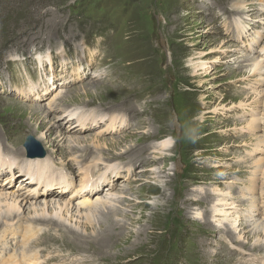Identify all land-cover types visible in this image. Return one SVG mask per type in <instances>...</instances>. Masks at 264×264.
<instances>
[{
    "label": "rangeland",
    "instance_id": "rangeland-1",
    "mask_svg": "<svg viewBox=\"0 0 264 264\" xmlns=\"http://www.w3.org/2000/svg\"><path fill=\"white\" fill-rule=\"evenodd\" d=\"M255 12L254 19L247 17ZM245 18L248 36L238 39L235 21L242 25ZM262 30L264 0H0V147H18L22 153L14 159L21 164L37 161L30 171L36 176L44 174L47 162L64 172L71 183L60 198L67 201L89 182L83 176L85 165L95 164L88 176L91 184L103 177L98 194L107 188L111 195L123 192L121 204L112 203L122 209L114 220L129 222L127 215L136 219L125 238L99 251L87 235L102 222L106 209L94 212L93 229L85 231L80 222L77 233L84 239L64 237L69 244L60 241L63 226L52 222H38L29 238L25 229L33 211L21 204L19 217L6 225L0 221L2 261L20 259L23 252L37 253V264L49 258H54L49 264L227 260L215 257L216 243L211 244L220 227L202 225L194 216H204L214 196L227 199L229 194L240 213L249 210L252 186L256 197L264 194V81L249 71L250 62L240 63L241 54L250 60L259 56ZM255 32L263 35L258 44L250 41ZM30 84L36 94L27 99ZM14 102L35 105L40 112L13 107ZM63 110L96 119L77 134L69 133L76 122L65 123ZM101 116L111 121L102 124ZM120 119L127 122L125 129L116 128ZM39 125L45 127L41 141L36 139ZM64 130L68 137H83L85 145L70 151L56 143ZM5 131L9 135L3 139ZM27 136L35 140L33 151L25 146ZM167 143L162 150L158 146ZM238 165L256 166L258 178L255 173L248 177L254 184L238 172ZM0 171V185L8 186L3 193L35 194L37 203L51 199L44 198L45 190L53 188L49 181L39 192L34 183H18L23 173L16 168L11 171L16 178L6 168ZM256 210L255 218L264 224V199ZM234 226L238 230L232 240L216 234V251L222 256L231 251V264H264V249H255L264 237L250 233L251 228L241 231L239 223ZM3 230L12 231L17 241L27 239L26 244L2 238Z\"/></svg>",
    "mask_w": 264,
    "mask_h": 264
},
{
    "label": "bare ground",
    "instance_id": "bare-ground-1",
    "mask_svg": "<svg viewBox=\"0 0 264 264\" xmlns=\"http://www.w3.org/2000/svg\"><path fill=\"white\" fill-rule=\"evenodd\" d=\"M256 13L257 12L252 13V14H250L251 16H247V17L250 18V17L256 16ZM250 19H254V17L250 18ZM247 21L248 20H246V18H245L244 24H242V25H239L238 22L235 21L238 39L246 38L248 36V35H246V29H247V25H248ZM255 27H256V24H254V26H252L251 29H254ZM262 31H264V30H262ZM239 34H240V37H239ZM254 35H255V39H251L250 41L254 42L255 44H258V42L261 40L263 35L259 32H255ZM9 53H12V52H9ZM9 53H6V55ZM240 56L242 57V59L240 60V63L247 64L250 62L249 71L250 72L253 71L252 74L257 75L260 80L264 81V66H263V64H264V48L261 49L259 56L257 58H254V60H250L249 56H244L242 54ZM44 58H46V60L48 62L50 61V60H48V57H44ZM245 58H248V59H245ZM4 60H5V58L3 59V63H4ZM12 60L15 61L16 60L15 57H13ZM259 61L262 63V65H260L258 63ZM44 62H46V61L44 60ZM41 63H42V60L39 59L38 64H41ZM256 64H258L260 67H258ZM28 86L29 87H28L27 91L25 92L24 97L27 99H30V97L32 95L36 94V92H35L36 87H34L33 84H30ZM35 99H37V98H35ZM11 106L24 108L27 110L29 108L30 109L35 108V109H32V111L35 114H38V112H40V108L36 107L35 105L26 106V105L18 104L16 102H14ZM50 106L51 105H49V107ZM49 112H52V111H49ZM62 112L67 113V117L65 118L66 119L65 123H69L70 120L75 119L76 123L74 125H69V127H68L69 133H76L77 134L78 130H81V129H84L85 127H88L87 125L92 124L93 119H96L95 116L85 117L84 113H79L76 117H74L76 115V112H74V111L63 110ZM45 117H43V119L40 121H45L44 120ZM101 117H102V119H100V120L103 121V122H101L102 124H105L104 122L111 121V118H106L105 116H101ZM78 119H82L83 122H80ZM118 122H116L117 123L116 124L117 129L118 128L119 129H125L126 128L127 122L125 120L120 119ZM86 123H88V124H86ZM37 128H38V130H42L39 134V137L36 138L37 140L41 141L43 139V132L45 130V127L44 126L42 127L41 125H39V126H37ZM64 131L65 132H60L59 134H57L59 136V138L56 140V143H61L62 145L65 144L67 150H70V151L77 149V148H80L81 145H83V144L85 145V140L83 137H76V136L68 137L66 135V130H64ZM8 135H9V132L5 131V132H3V134L1 136L3 137V139H5V137H8ZM44 137H46V136H44ZM257 138H259V136H257ZM70 142L74 146L70 147L69 146ZM110 142L112 145L113 141H110ZM103 145H106V144L102 143V146ZM116 146L117 145H115V148H116ZM158 146L162 150L164 148H167V146H169V143L158 144ZM17 148L18 147H14V149H16V150H13V149L11 150V148L7 147L6 145L4 147L3 146L0 147V169L6 168L7 171H9V177H11V178H16V174L11 172L13 168H16L17 171H19V173H23L21 177H18V183L21 184L22 186H27V184L34 183V186L37 189H38V187H40L38 189V191L40 192L41 190L44 191L45 182L49 181V183H51V185H52L51 187H53L54 189L52 188L51 191L45 190V192H44L45 193L44 198H51V199H48V200L43 199V200L39 201V203H37L36 199H35L36 198L35 194L31 195V196H33V197H31V196H24L25 194H23V195H20L19 193L16 194V193H14V191H12L10 193H6V192L3 193V189H8V186L0 185V188L2 187L0 189V191H1V193H0V221L2 224L6 225V223L9 222V220L11 221L14 217H19L20 211H21V204H24V205H27L31 211H33L32 216L28 220V223H27L28 225L25 229L26 230L25 234H28V236H30L29 238L32 239L33 236L35 235L36 228L39 225V224H37L38 222L39 223L52 222V223L60 224L63 226V230H60V236H59L60 241L62 243H67V242L69 243L70 242V241L66 242L64 240V237L67 238V237H69V235H72L73 237H75V238H72V240L74 242H76V241L78 242V240H81V238L84 239L83 237H85L84 235L77 233V230L79 229L80 222L83 225L84 230H85V227H87L89 229H93V225L95 223V220L93 218L94 212H96L99 209L104 208V209H106V212H102V214H101L102 222L99 223L97 228L94 227V229L90 233V235H87V238L91 239V241H89V243H92L94 245L99 246L98 250L102 251L104 246L108 247L109 243L112 242V240H114V239L119 240L120 238H125V237H122V235L125 234L124 232L128 230V226L133 225V222L136 219H132L129 215H127V216H124V218L126 219V221H129V222L121 223L119 221L114 220V217L116 215H119V212H121L122 209L120 207L118 208V207L114 206L112 203L115 202V203L121 204L123 196L121 198H120V196L123 195V192L120 193L119 195H111L110 189L107 188V189H105L106 191L104 192V194L102 196H100L98 194V192L103 190V188L100 187L99 184L105 183V182H103V177H102V179L97 178V180H95L97 182L91 184L92 178L88 176L92 171L91 166L92 165L94 166L95 164L91 163L92 165H90V166L85 165V167L83 168V170H84L83 176L85 178H88L89 182L87 181V182H84V184L80 185V187L75 192L76 194L74 196L73 201H67V200H63L60 198V196L63 194L62 192L71 183V182L67 181L65 173L62 171L53 169L51 167V165L47 164V163H49V162H47L48 160H44L47 162L45 165H48L44 171V174H42L41 176H36L33 173L31 174L30 171L37 166V165H35L37 163V161H35L34 163L27 161V162L32 163L34 165H24V164H21V163H23V161H16V159H14V157L19 156L20 152H21V150L17 149ZM54 149H55V147L52 150L54 151ZM126 150L127 149L125 148V150L122 153H119V156H121L122 154H125L124 152ZM53 154H57V151L53 152ZM104 161H106V160H104ZM138 161L141 162V160H138ZM227 167L229 168L230 166H227ZM237 167L239 168V171H238L239 173L247 175L246 180L248 183H249V181H250V184L255 183L254 180H252V179L249 180L248 177H249V173L250 174L255 173L256 166L250 165L248 167L247 166L243 167L241 165H238ZM124 168L126 169L127 172L130 171V168H127V167H124ZM89 169H90V172H89ZM141 171H142V169H140V171H138V172H141ZM33 172L35 173L34 170H33ZM3 174H4V172L0 171V176H2ZM101 175L102 174H99V176H101ZM263 175H264V173H263ZM119 176H121V175H119ZM121 178H123V177H121ZM255 178H258V173H255ZM106 182L108 183V182H110V180H107ZM108 186L112 187L113 184L108 183ZM10 189H13V187H10ZM253 190H254V187L252 186L251 194H250L251 196L248 199V201L250 203V207L247 206V207H249V210H244V211L238 213V211H237L238 208H236V205H234V202L228 201V199L230 198V195L227 194V196H228L227 199H225V197H224V199H219V198H217V196H214L212 201L210 203H208L209 204L207 206L208 209L206 210V213H204V216H205V214L209 215V217L211 218L210 221L205 220V217L201 213H197V214L195 213L196 215L194 216V218L196 220H197V217H198V219L201 218V220L203 221L202 225L208 224L211 227H220V230L222 232L219 233L217 231L214 234V237L211 236V244H213V246H214L216 243L215 251L213 252L215 257H217L218 259H221V257L222 258L227 257V260H225L224 262L221 261V264H231V262H232V260L230 258L231 251H228L229 255L227 253L223 256L221 255L220 252L216 251V248L220 247L219 243H217L215 241L213 243V240L215 239L216 234L227 235L231 239V236H234L235 231L238 230V227H235L234 225L236 223H239V225H241V227H239V229L241 231L244 230L245 232H247L248 231L247 228H251L250 233H252L253 235H257V236H259V234H260V236L264 237V224L259 223L258 219L255 218L256 212H257L256 209H257L261 199H264V197H263L264 194L261 193L258 197H256ZM199 192L202 193L201 190H199ZM211 192H212L211 194L213 195V191H211ZM221 201H222V203H221ZM238 201H242V199L238 198ZM232 215L236 216L235 217L236 222L234 221V224L231 223V221H233V219H231ZM82 219H84V221H83L84 223H82V221H81ZM85 231H87V230H85ZM2 235L4 236L2 238H8V236H12L11 240L13 242H16V244L17 243H20V244L24 243V245H25L26 244L25 242L27 241V239H25V238H21V241H17V239L14 237L15 234L12 231L3 230ZM45 236H46V234H44V237ZM90 236H91V238H90ZM239 236H241V234ZM57 240L59 241L58 238H57ZM220 242H221V240H220ZM70 243H72V242H70ZM253 243H255V242H253ZM257 245H258V246H256L257 248H255L256 250L264 249V242H263V244L257 243ZM212 257H213V255H212ZM37 259H38L37 253L27 254V252H23L22 258H20V259H18L17 256H9V258H7L5 260V262H3L2 258L0 257V264H37ZM53 260H54V258H49V259H46L45 262H46V264H49V263L53 262ZM98 264H105V263H98ZM168 264H173V262L168 261Z\"/></svg>",
    "mask_w": 264,
    "mask_h": 264
},
{
    "label": "water",
    "instance_id": "water-1",
    "mask_svg": "<svg viewBox=\"0 0 264 264\" xmlns=\"http://www.w3.org/2000/svg\"><path fill=\"white\" fill-rule=\"evenodd\" d=\"M35 140L31 136H27L25 139V146L29 151H33V144ZM43 156V153L40 154V157Z\"/></svg>",
    "mask_w": 264,
    "mask_h": 264
}]
</instances>
